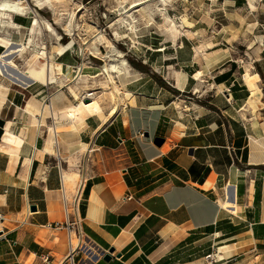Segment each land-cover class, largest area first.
<instances>
[{
	"label": "crops",
	"instance_id": "crops-1",
	"mask_svg": "<svg viewBox=\"0 0 264 264\" xmlns=\"http://www.w3.org/2000/svg\"><path fill=\"white\" fill-rule=\"evenodd\" d=\"M223 1L224 29L242 14L246 27L264 30V0L254 12L246 0ZM177 25L202 33L210 18ZM152 43L146 65L156 74L128 82L134 103L125 112L101 118L70 90L10 88L0 135L11 121L22 142L12 172L0 158V264L64 257L66 232L53 227L65 219L63 197L87 237L77 264H264V44L240 55V64L229 40L221 49L186 34ZM61 58L68 67L75 62ZM172 65L175 73L161 74ZM32 97L52 103L39 130L28 112L17 114ZM74 105L76 119L67 116ZM55 121L63 127L53 141ZM224 191L236 212L218 201Z\"/></svg>",
	"mask_w": 264,
	"mask_h": 264
},
{
	"label": "rangeland",
	"instance_id": "rangeland-1",
	"mask_svg": "<svg viewBox=\"0 0 264 264\" xmlns=\"http://www.w3.org/2000/svg\"><path fill=\"white\" fill-rule=\"evenodd\" d=\"M134 1L136 0H55L53 2V7L56 8L57 14H53L49 5L38 10L40 16L47 19L55 31L61 36L62 43H67L73 39L74 45L62 54L54 53L52 58L53 63H55L52 73L53 81L48 85H44L37 81L30 82L27 84L30 89L34 90L41 87L47 90V87H50L58 89L57 91L70 90L71 87H74L71 83V79L76 76L80 65L83 72L95 73L99 71L98 67L105 63L108 56L111 58H117V63L120 66L125 67L127 71L126 76L121 80L119 77L117 78L118 82L122 83V86L125 89L128 82L134 80L133 78H138L145 73L150 74L151 76L156 74L148 67V65H146L149 63L147 52L153 44V39L158 40L159 38V40H164L167 35L155 26L133 32L120 21L119 12L129 7ZM246 1H248L249 8L253 12L259 8L257 0ZM157 3H162L165 7L166 14L175 24L187 19H196L199 22H202L204 20L207 21V18H210V29L203 31L202 33L198 31L188 32L182 30L180 34H186L190 40L206 39L208 37V39H210V48H212V46L213 48L219 49L225 48L229 40L230 44L234 45L233 50H235L237 55L236 59L240 64L243 63V59L240 60V55H243L246 51L249 53L251 51V54H254V48H256V45L260 43L264 44V30H258L256 29L257 27H246L245 23L247 20L245 15H235L239 21L235 19L236 22L232 23L230 30L227 28L224 29L223 25H225V27H228L229 25L227 24L228 21H226V17L222 14V11L224 5L229 3L224 2L223 0H146L142 5L141 11H134L133 16L135 18H140L147 8L152 7ZM248 4L241 6L246 7ZM211 8L213 9V14L210 13L209 16L207 13ZM225 9H228V7L225 6ZM72 10L76 12V17L73 21V27H71V34H68L66 31V20L68 15L65 13ZM61 12H64V14L59 15ZM240 13L242 12L240 11ZM13 20L27 27L31 18L25 19L15 16ZM23 32H25V29L23 28L15 31L13 33V38L19 39ZM99 33L102 34L100 38L97 37ZM54 41L55 37L52 36L49 31L44 30L43 28L38 29L35 37L36 46L14 55V60L20 66V70H12L9 68V71H14L12 72L13 74L15 72L17 73V71L20 73L21 70H23V64L32 57L35 48H38L39 45L45 43L48 52H51L52 43ZM85 41L87 44H83ZM135 41H139L143 45H136L134 43ZM248 44H252L253 47L250 49L247 48ZM0 47L2 50L3 47ZM151 48L154 49L155 47L152 46ZM66 54L71 55L74 59L75 62H73L72 66L68 67L60 64L59 61H62L61 56L64 57ZM119 54L121 57H117ZM166 56L170 58L169 51ZM122 60L125 61L126 65L123 64ZM167 60L170 62L173 59ZM219 65V63H216L213 68L218 69L217 67ZM176 68L177 66L175 65L171 67V70H168L167 67L163 68L161 74L166 76L168 73H175ZM156 70V72H160L159 69ZM150 72H153V75ZM133 75L135 76L132 77ZM21 85L22 84L19 83H11L10 88H18ZM167 87H169V84ZM93 96L94 95H92V98ZM92 98L89 99V102L85 103H91ZM7 106H11V103L7 102ZM1 116L3 117L2 114ZM42 134L44 135L45 132H42ZM140 136L143 137L144 135Z\"/></svg>",
	"mask_w": 264,
	"mask_h": 264
},
{
	"label": "bare ground",
	"instance_id": "bare-ground-1",
	"mask_svg": "<svg viewBox=\"0 0 264 264\" xmlns=\"http://www.w3.org/2000/svg\"><path fill=\"white\" fill-rule=\"evenodd\" d=\"M55 0H34L35 9L32 6H25L23 4L12 3L9 0H0V46L3 49L0 51V112L6 102L7 94L10 90L11 83L28 84L30 82H41L44 85H48L53 81V56L54 53L62 54L69 50L74 45V40L67 43L61 42V36L55 31L50 22L40 16L38 10H41L44 6L49 5L53 11V14H57L56 8L53 7ZM146 0H136L124 10L119 12L120 21L127 26L133 32L139 31L143 28L155 26L159 30L163 31L167 36V39L175 42L177 36L182 32L180 25H177L166 14L165 7L162 3H157L152 7L147 8L140 18L133 16L134 11H141L142 5ZM164 1V0H160ZM24 10H32L34 15L27 27H22L19 23L12 20V14L15 12H21L25 14ZM80 10V9H79ZM64 12L59 13V15ZM68 15L66 23V31L71 34V27H73V21L76 17L74 10L65 13ZM25 29V32L19 39L13 38V33ZM44 29L51 33L55 37V41L52 43L51 52H48L45 43L35 48L32 57L23 64V70L20 73L10 72L12 70H20V66L14 60V55L24 50L32 49L36 46L35 37L38 29ZM102 34H98L97 37H101ZM87 44V42H83ZM117 57H121L119 54ZM117 58L107 57L105 63L98 67L99 71L95 73L83 72L81 65L78 67L77 74L71 79V83L74 87L70 88L71 93L75 98L79 100L83 107H90L92 110L98 112L101 118H106L109 115L116 114L120 109L124 112L127 110L128 103L133 104V95L122 86V83L118 82L126 76L127 71L125 67L120 66ZM126 65L125 61L122 60ZM239 75V69L235 72ZM245 82L249 86H254L252 77L250 74H246ZM58 89L49 87L50 94H53ZM78 91L82 93L90 92L94 95L92 102L86 104L82 101ZM78 108L76 105L71 106L68 109L67 116L72 119L78 118ZM22 112H28L30 115V122L35 126L36 130H39L41 126L46 125L47 116L52 117V103L47 101L46 103L40 102L36 98L32 97L26 104V107H17V114ZM124 121L127 118L124 117ZM56 122V121H55ZM11 121H7L3 132L0 135V158H5L8 163V169L12 172L19 159V147L22 139L19 135L10 129ZM63 126L58 122L53 123L50 127V136L55 141L58 131ZM56 152V148L54 149ZM217 199L221 206L232 212H236L238 206L233 202L228 192H221L217 195Z\"/></svg>",
	"mask_w": 264,
	"mask_h": 264
},
{
	"label": "built area",
	"instance_id": "built-area-1",
	"mask_svg": "<svg viewBox=\"0 0 264 264\" xmlns=\"http://www.w3.org/2000/svg\"><path fill=\"white\" fill-rule=\"evenodd\" d=\"M9 2L23 4L25 6H32L34 9L36 8L34 0H9ZM24 11L27 12H25V14L15 11L14 13H11L12 20L15 16L29 19L34 15V12L32 10ZM90 92H85L84 94H82L81 99L83 101L85 99H91L92 95L90 94ZM142 134L143 133L140 132V135ZM63 207L65 219L62 223H55L53 227L56 229H63L66 232L68 249L64 257L58 263H54L52 258L47 254L41 255L42 262H44L45 264H77L78 253L81 252L86 246L87 237L82 228L81 218L77 215H73V213L69 209V202L65 197H63ZM3 217L4 216L2 212H0V221L3 219Z\"/></svg>",
	"mask_w": 264,
	"mask_h": 264
},
{
	"label": "water",
	"instance_id": "water-1",
	"mask_svg": "<svg viewBox=\"0 0 264 264\" xmlns=\"http://www.w3.org/2000/svg\"><path fill=\"white\" fill-rule=\"evenodd\" d=\"M84 102H89V99H85ZM163 141H164V139L161 138V137H158V136L157 137H154V139H153V143L155 145H157V146H160L163 143ZM31 209L32 210H35L34 207H31ZM113 250H114V248H110L108 250V253L103 256V259L106 260V261H108L110 259L109 253L112 252Z\"/></svg>",
	"mask_w": 264,
	"mask_h": 264
},
{
	"label": "trees",
	"instance_id": "trees-1",
	"mask_svg": "<svg viewBox=\"0 0 264 264\" xmlns=\"http://www.w3.org/2000/svg\"><path fill=\"white\" fill-rule=\"evenodd\" d=\"M0 51H1V47H0Z\"/></svg>",
	"mask_w": 264,
	"mask_h": 264
}]
</instances>
